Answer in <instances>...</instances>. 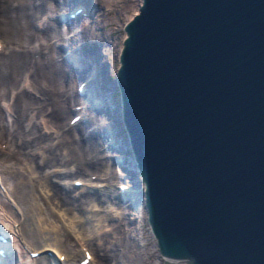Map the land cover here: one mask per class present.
Returning <instances> with one entry per match:
<instances>
[{"label": "water", "instance_id": "95a60500", "mask_svg": "<svg viewBox=\"0 0 264 264\" xmlns=\"http://www.w3.org/2000/svg\"><path fill=\"white\" fill-rule=\"evenodd\" d=\"M141 1L114 138L136 157L159 248L264 264V0Z\"/></svg>", "mask_w": 264, "mask_h": 264}, {"label": "bare ground", "instance_id": "6f19581e", "mask_svg": "<svg viewBox=\"0 0 264 264\" xmlns=\"http://www.w3.org/2000/svg\"><path fill=\"white\" fill-rule=\"evenodd\" d=\"M118 1L120 2V0H0V37L7 47L9 45L8 51H0V139L9 141L14 146V150H12L14 152L10 156L18 165L20 163L23 164V162L26 164L27 162L29 164L28 169L31 168L32 171H38L37 173L51 168L50 171L47 170L45 172L46 174L44 173L40 176V179L46 183L45 186L50 191L52 203L55 201V205L59 206L58 208L61 209L62 213L68 215L66 216L68 220L66 224L69 223V226L75 228L72 231L76 230L78 232L79 240H81H78V242L83 241L86 248L88 246L87 249H90L92 256L87 264L93 263L92 261L94 260L96 264H112L111 261L113 259L118 261L121 253L119 251L121 243L117 241L118 238L115 243L114 239L105 238L107 234L104 231H100V226H97L98 228L96 227L97 229L94 230L100 232H93L94 234L92 235L96 236L95 240H93L95 244L93 243V246L90 245L91 242L86 236L88 234L86 230L90 229L94 220L89 221L88 219L86 221V219L83 221L81 210H83L86 201L91 195L85 192L77 195L72 193V189L79 188L83 184L81 186L74 184L73 187H70L66 183L64 185L51 182L49 180L51 177H59L60 180L62 178L79 179L83 182L85 175L87 176L88 174L90 176L89 173H86L87 169L89 171L96 168L97 171H102V168L99 169V167H103L104 164L109 162L108 159H111L114 167L112 169L109 168L111 170L110 173L106 172V170L105 173H108V179L114 178L117 176L116 170L118 169L119 173L122 174L120 175L122 180L119 182V179H117L118 182L116 184H124L125 190H121L119 185L117 187L118 190L105 195L106 198L99 194L102 197L100 200H103L102 203H104L106 208L111 207L113 204L121 203V208L125 209V211L129 210L131 212L129 216H133V221H131L132 219L126 215L127 218L129 217L127 220L130 222L129 225L133 226L134 222L138 223L139 218H142L143 215L147 220H150L145 200V182L142 181L141 173L136 167V162H134L136 157H134L131 149H127L128 147L125 146L127 144L122 143L124 140L120 136L117 139L114 138L115 133L120 134V130L114 129L115 133L112 135L113 132L105 129L104 126L107 121H110L113 127L115 124H122V100L115 96V90L118 87L117 78L114 79L112 87L103 83L104 72L107 70L106 61L109 59L104 54L109 52L107 50L112 47L110 40L104 37L101 32H93L91 28L93 26H102L104 28L107 21H104L103 16L111 12V6L117 5L116 2ZM141 2L140 0L137 3L134 14L138 12ZM77 6H86L90 12L95 10L96 17L87 20L84 14H79L78 17L69 19L64 18V15L59 16L63 12H68L69 9L77 8ZM48 10L58 12V16L49 14V18L39 27L36 24L38 18ZM98 16H100L99 19ZM71 31L74 32L71 38L64 36V33ZM125 34L126 32L123 37ZM42 38H45L43 42ZM37 41V45L32 44L31 46L32 42ZM64 48L71 49L72 53L65 52ZM102 48L106 49L102 52ZM75 57L77 59L75 61L79 66L74 61ZM89 75H92L93 80L90 82L86 81L85 89L92 94L93 98L91 99V95H89L85 102H89L90 105L87 106V109L93 115L89 118L80 116L79 120L72 124L69 119L74 117V114L82 111L76 110L74 104L84 100L83 94L78 91L75 92L73 87L74 85L75 87L76 85L78 86L75 83L85 80ZM24 81H28L27 87L24 86V83V85L22 84ZM21 84L23 85L22 87ZM9 96L12 97V103L9 101L10 104L5 106L2 101ZM97 99L101 104L92 109L91 104ZM109 110L111 114H109ZM68 115H71L68 119L69 122L63 121L64 117ZM57 129L61 132L56 133L55 130ZM108 135L109 137L111 135V140L114 141L113 144H107ZM118 139L119 141L122 139L120 144H116ZM121 155H123L122 158L120 157L122 163H126V159L130 160L128 157L132 158L131 162H129L130 165L125 166V164H122L121 166L115 162L114 157ZM59 165L63 168L69 165L73 167H69L70 170H66L67 167L64 170H53L52 167ZM0 167V235L3 236V239H6H0V247L4 249L5 254L1 255L0 264H73L83 259L82 255L85 254L82 248L83 244H81L82 247L79 249L82 251V255H79V259L76 260L74 255L77 252L74 249L72 250V247L60 243L61 240L56 237L59 235L58 232L61 231V227L63 226L64 228L63 221L58 217L59 215L51 210V216H46V213L43 214L42 206L36 204L37 202L34 203L33 207L34 210H37L38 214L36 216L38 217L36 219L33 217L35 219L34 225L30 227L34 235L32 232H26L27 226L25 227V223L29 221L27 219L29 208L23 203H26L24 200L31 193L25 192L26 195L22 194V187L20 188L22 179H19L26 178L21 177L23 175L20 174L22 171L20 173L15 172L16 170H13V166L10 164L7 165L0 161ZM93 173L94 171L90 174ZM8 176H10L9 180L12 179V183H10L11 181L9 182ZM31 176H29V179H31ZM25 181L27 183L28 179ZM22 183L24 184L25 182ZM10 197L15 199L12 204L5 201ZM43 198L45 197L43 196ZM40 202L43 201L40 200ZM89 202L93 203V201ZM30 203L33 202L30 201ZM12 205H16L18 210L13 209ZM88 205L90 204L88 203ZM94 206L99 207L98 201L94 203ZM61 211H59V214ZM104 213L106 212H103L102 215L95 213L98 215L100 223L106 218ZM129 219L131 220L129 221ZM55 220L57 221L56 223H54ZM16 221L21 224H16ZM106 224L103 222L100 225L103 227ZM149 224H151L150 221ZM140 226V224H136V226L132 227V230L137 234H141V230L139 232ZM150 229L154 234L152 224ZM50 231H53L56 236L51 238L47 235V232ZM37 233L38 238L35 236ZM154 236L157 238L156 234ZM97 241L100 242L98 243ZM34 250L38 251L39 254H45L44 258L49 261H43L37 255L31 256V252ZM159 251L161 252V249ZM62 254L64 259L61 258ZM160 256L165 264H189L186 260L188 257H174L163 252H161Z\"/></svg>", "mask_w": 264, "mask_h": 264}, {"label": "rangeland", "instance_id": "374dc122", "mask_svg": "<svg viewBox=\"0 0 264 264\" xmlns=\"http://www.w3.org/2000/svg\"><path fill=\"white\" fill-rule=\"evenodd\" d=\"M138 2H140V0H127V1H125V0H120V2L118 1V2H116V4L117 5H113V6H111V12H109V13H107L105 16H103V19H104V21H107L106 23V25H104V28L102 27V26H93V28H91V30L93 31V32H101V34H103V36L104 37H106V38H108L109 40H110V45L112 46V47H110V49L109 50H107V51H109V52H106V54H104L106 57H108L109 59H107V63H106V68H107V70L104 72V76H103V78H104V81H103V83L105 84H108L109 86H111L112 87V84L114 83L113 81H114V79L115 78H117V76H116V70H117V66L119 65V63H120V61H119V54H120V50H121V46H122V44H123V39H124V37H123V34L125 33L124 32V27H123V23H126L127 22V20H129L130 18H132V15L134 14V10L136 9V5H137V3ZM128 3V4H127ZM130 4V5H129ZM131 6H133V7H131ZM113 7V8H112ZM88 8H90V7H88ZM130 8V9H129ZM128 9V10H127ZM92 10H93V8H92ZM95 12V10L93 11V13L92 14H88V15H85L86 17H85V19H91V18H93V17H96V13H94ZM102 12H103V10H102ZM101 12V13H102ZM55 13V14H54ZM65 13H67V12H65ZM49 14H51V15H56V16H58V12H54V11H46V12H44L43 14H41L40 16V18H38V20H37V25H39V27H40V25L41 24H43L44 23V21H46L48 18H49ZM68 14V13H67ZM90 16V17H89ZM113 16V17H112ZM100 18V16H98V19ZM110 22V23H109ZM95 27V28H94ZM111 32V33H110ZM74 32L73 31H71V32H67L66 34L64 33V36L66 37V36H69L70 34H73ZM109 34V35H108ZM74 35V34H73ZM115 36V37H114ZM49 37V36H48ZM111 37V38H110ZM117 37V38H116ZM0 39H2L1 37H0ZM119 39V40H118ZM42 40V42L45 40V38H42L41 39ZM52 40V39H51ZM112 40H113V42H112ZM53 41V40H52ZM120 41V42H119ZM1 42L4 44L3 45V48H2V50L1 51H8V49H9V45H8V47H7V45L5 44V42L3 41V39L1 40ZM37 43H38V41L37 42H32L31 43V46H32V44H34V45H37ZM6 48V49H5ZM103 50H102V52L106 49V48H102ZM64 51H65V48L63 49ZM79 50V49H78ZM80 52H82V51H80ZM81 54V53H80ZM104 56V57H105ZM108 75V76H107ZM25 85H24V84ZM78 83H80V81H78L77 83H75V84H78ZM22 84L25 86V87H27V85H28V81H24V82H22ZM21 84V87L23 86ZM107 85V86H108ZM73 86V85H72ZM117 86H118V84H117ZM76 87H77V85H76ZM76 87H75V85H74V87H73V89H74V91L76 92L77 90H76ZM116 92H115V96L116 97H119V99H121V96H120V91H119V86L116 88V90H115ZM12 101V97H8L7 99H6V97H5V99L2 101V103L5 105V106H7V105H9L10 104V102ZM79 101V100H78ZM82 101L80 100V103H81ZM12 103V102H11ZM79 103H77V104H74V106H76V105H78ZM90 110L89 109H85V111H83L82 112V114H83V117L85 116H87L86 118H89V117H91L93 114L91 113V112H89ZM87 113V114H86ZM91 114V115H90ZM69 116H71V115H68L67 117H64V120L63 121H67V122H69ZM65 123V122H64ZM102 123V122H101ZM45 130V129H44ZM50 131V130H49ZM60 130L59 129H57V130H55V132L56 133H60L59 132ZM56 133H54V135H56ZM52 139V138H51ZM0 143H1V145H0V161L2 162V163H4V164H10V165H12L13 167H12V169L13 170H16L15 172H21L20 174H23V175H21V177H24V178H26V179H28V182L26 183V179H23V178H19L20 180H21V182H20V188H21V191H22V194H24V195H26V193H28L29 192V194L30 195H27L28 197L24 200V202L26 201V203H23V205L25 204V206L27 205L28 206V208H29V214L27 215V219L31 222H29V221H26V223H28V225H26V223H25V227L27 226V228H26V232H32L31 231V228L30 227H32L33 225H34V221H35V219L38 217V216H36L37 214H38V212H37V210H34V207H33V205H34V203H36V204H38V205H40V206H42V211H43V214L44 213H46L45 215L46 216H51L50 214V212H51V210H53V211H55L56 212V214H58L59 216V219H61V221H63V225H64V228H63V226L61 227V231H62V235H61V231H59L58 233H59V235H57L56 236V234H54V232L52 231H50V232H47V235H49L51 238L52 237H54V236H56L58 239H60L61 240V242L60 243H64L66 246H69V247H72V250L74 249V251L75 252H77L76 253V255H74V258L77 260V259H79V255H82V251L81 250H79L81 247H82V245L81 244H83V246H85V244L83 243V241L82 242H78V240H79V237H78V235L79 234H77L78 232L75 230H73L72 231V229H75V228H73V227H71V226H69V223H67L66 224V222L68 221L67 220V218H66V216H68L67 214H63L62 213V211H61V209H59L58 207V205H55L56 204V202L54 201V203H52L53 201L50 199L51 198V196H50V191H48L47 190V187L45 186V182H43L42 181V179H40L41 177L40 176H42L47 170L48 171H50V169H47V170H45V171H43V172H41V173H37L38 171H32V169L30 168V169H28L29 168V164H27V162H26V164H27V166H26V164L23 162V164L22 163H20L19 165L17 164V162L10 156L14 151H12V150H14V146H12L11 144H10V142L9 141H4V139H0ZM102 142V141H101ZM3 144V145H2ZM101 144V143H100ZM11 145V146H10ZM9 147V148H8ZM10 149V150H9ZM2 150V151H1ZM9 152V153H8ZM2 153V154H1ZM7 154V155H6ZM9 156V157H8ZM5 157V158H4ZM9 158V159H8ZM3 160V161H2ZM15 161V162H14ZM108 161L109 162H107L106 164H104V166L103 167H99V169L100 168H102L101 170L102 171H97L96 170V168H94V169H90L89 171H88V169L86 170V173H89V175H90V173L91 172H93L94 171V175L97 173V176L98 177H95V178H92V177H90V176H88V174H87V176L85 175V178H84V181L82 182L83 183V186H81V187H79V188H74V189H72V193H74V194H81V193H83V192H85L86 194L88 193V194H90L91 196L89 197V199H88V201H86V203H85V206H84V208H83V210H81V214H82V217H83V221H85L86 219V221H88V219H89V221H92V220H94V221H92V224H91V226H90V229L89 230H86V232L88 233L86 236H88V238H89V240H90V242H91V244L90 245H94L95 244V241H93V240H95L94 238L96 237L95 235H92V234H94V233H96V232H100V231H104L105 232V234H107L106 236H105V238L106 237H110L109 239L111 240H113L114 241V243H115V240L118 238V242L120 241V243H121V245L119 246L120 247V250L119 251H121V253H120V255H119V258H118V261H117V259H113L111 262H112V264H165L164 262H163V260H162V257L160 256L161 255V252L159 251L160 250V248H159V246H158V243H157V238H155V236H154V234L152 233V230L150 229V226H151V224H149V221L150 220H147L146 218H145V216L143 215L142 216V218L140 217L139 218V222L138 223H135L134 222V224H133V226L135 225L136 226V224H140L141 226H140V228H139V232H140V230H141V234H137L134 230H132L133 228V226L130 224L129 225V223L130 222H128L127 220H128V218L130 217L131 219H129V221L131 220V221H133V216H129V213H131V212H129V210L128 211H125V209H122L121 208V206H120V204L121 203H118L117 205H118V208H117V205L116 204H113L110 208L108 207V208H106L105 207V205H104V203H102L103 202V200L101 201L100 199H102V197H105L106 198V196L105 195H109V194H111L112 192H116L118 189H117V187L120 185V184H116V182H121L120 180H122V178L120 177V175H122V174H120L119 173V171H118V169L116 170V174H117V176H115L114 178H110V179H108L109 178V175H108V173H110V169H112V167H114V165H112V160L111 159H108ZM11 162V163H10ZM14 164V165H13ZM15 164H17V165H15ZM108 164V165H107ZM17 166V167H16ZM109 166H111V167H109ZM19 167V168H18ZM25 167V168H24ZM67 167V168H66ZM69 167H71V165H69V166H65V168H66V170H70L69 169ZM73 167V166H72ZM71 167V168H72ZM106 167V168H105ZM1 168V167H0ZM18 168V169H17ZM28 170H27V169ZM53 168V170H64L65 168H63V167H61L60 165L59 166H55V167H52ZM110 168V169H109ZM25 172H24V171ZM104 170V171H103ZM105 170H106V172H108V173H105ZM108 170V171H107ZM29 171H30V173H29ZM25 174H24V173ZM101 172V173H100ZM118 172V173H117ZM37 173V174H36ZM27 174H29V175H27ZM46 174V173H45ZM25 175V176H24ZM32 175V176H31ZM29 176H31V179H29L30 177ZM81 176V175H80ZM9 177L10 176H8V180H9ZM35 177V178H34ZM90 177V178H89ZM39 178V179H38ZM56 178H57V180H56ZM83 178V177H82ZM52 179V180H51ZM51 179H49L51 182H57V183H59V184H64V185H68V186H72L73 187V185H74V183H72V181H73V179L71 178V179H69V178H62L61 180H60V178L59 177H51ZM117 179H119L118 181H117ZM24 180V181H23ZM36 182H35V181ZM39 180V181H38ZM11 181V182H10ZM33 181V182H32ZM41 181V182H40ZM63 181V182H62ZM9 182L10 183H12L13 181H12V179H10L9 180ZM22 182H25L24 184L22 183ZM61 182V183H60ZM42 183H43V185H42ZM66 183V184H65ZM22 184V185H21ZM35 185V186H34ZM36 185H37V187H36ZM91 185L92 186H95V188L96 187H98L97 189H90L89 187H91ZM86 186H88V187H86ZM102 186V187H101ZM35 189H34V188ZM32 188V190L30 191V189ZM42 188V189H41ZM46 188V189H45ZM26 190H28V191H26ZM37 190V191H36ZM36 191V192H35ZM41 193H40V192ZM78 191V192H77ZM26 192V193H25ZM33 192V193H32ZM46 192V193H45ZM48 192V193H47ZM43 193H45L44 195H42ZM15 194V193H14ZM36 194V195H35ZM102 196H100V195ZM34 195H35V197H34ZM39 195V196H38ZM49 195V196H48ZM16 196V195H15ZM43 196L45 197V198H43ZM46 197H48V198H46ZM88 197V196H87ZM16 198L19 200V198L16 196ZM30 200H29V199ZM32 199H34V200H32ZM38 199V200H37ZM45 199V200H44ZM49 199V200H48ZM93 199V200H92ZM15 199H13V197H10L9 199H7V200H5V201H7L9 204L11 203H13V201H14ZM29 200V201H28ZM40 200L41 201H43V202H40ZM33 202V203H30L29 204V202ZM38 201H39V203H38ZM89 201H93V203H90ZM97 201H98V203H99V207H97V206H94V203H97ZM46 202V203H45ZM44 203V204H43ZM88 203L90 204V205H88ZM50 204V205H49ZM54 204V205H53ZM32 205V206H31ZM48 205V206H47ZM92 205V206H91ZM116 205V206H115ZM33 207V208H32ZM45 207V208H44ZM88 207V208H87ZM103 207H105V208H103ZM113 207V208H112ZM12 208L13 209H15V210H18L17 209V206L16 205H12ZM30 208H32V209H30ZM95 208V209H94ZM49 209V210H48ZM94 209V210H93ZM101 209V210H100ZM116 209V210H115ZM75 210V209H74ZM74 210H73V212H74ZM91 210V211H90ZM98 210V211H97ZM45 211V212H44ZM47 211V212H46ZM59 211H61L60 212V214H59ZM125 211V212H124ZM93 212H94V214H93ZM103 212H106V213H104L105 214V216H106V218H105V220L103 221L104 222V224L105 223H107L105 226H103V227H105V228H103V227H101V223L103 224V222H101L100 223V221L98 220V215H96V214H100V215H102L103 214ZM31 213V214H30ZM36 213V214H35ZM87 213V214H86ZM96 213V214H95ZM34 214V215H33ZM61 215V216H60ZM96 215V216H95ZM99 215V216H100ZM123 215H124V217H123ZM129 216L128 218H127V216ZM122 216V217H121ZM126 216V217H125ZM33 217L35 218V219H33ZM58 217H57V219H58ZM108 217V218H107ZM32 218V219H31ZM127 218V219H126ZM126 219V220H125ZM33 220V221H32ZM66 220V221H65ZM109 220V221H108ZM143 220V221H142ZM99 221V222H98ZM119 221V222H118ZM121 221V222H120ZM57 221L55 220L54 221V223H56ZM112 222V223H111ZM17 223H19L18 221H16V224ZM95 223V224H94ZM97 223V224H96ZM115 223H116V225H115ZM19 224H21V223H19ZM62 224V223H61ZM119 224V225H118ZM66 225H68V226H66ZM109 225V226H108ZM118 225V226H117ZM94 226V227H93ZM97 226H100V231H96V230H94V229H97L98 227ZM115 226V227H114ZM77 227V226H76ZM97 227V228H96ZM114 227V228H113ZM121 227V228H120ZM67 228V229H66ZM78 228V227H77ZM118 229H121V230H118ZM71 230V231H70ZM92 230V231H91ZM94 231H96V232H94ZM66 232V233H65ZM71 232V233H70ZM73 232V233H72ZM94 232V233H93ZM33 233V235H34V232H32ZM43 233V232H42ZM91 233V234H90ZM112 234V235H111ZM41 235V234H40ZM68 235V236H67ZM35 236L38 238V233L37 234H35ZM63 238V239H62ZM71 238H72V240H71ZM78 238V239H77ZM64 239H65V241H64ZM97 239V238H96ZM125 240V241H124ZM132 240V241H131ZM22 241V240H21ZM67 241H68V243H67ZM79 241H81V240H79ZM101 241V240H100ZM100 241H97L98 243L100 242ZM66 242V243H65ZM75 242H76V244H75ZM125 242V243H124ZM94 243V244H93ZM134 243V244H133ZM79 244V245H78ZM73 245V246H72ZM130 246V247H129ZM132 246V247H131ZM133 246H135V247H133ZM75 247H76V249H75ZM86 247V246H85ZM87 248H88V246H87ZM86 248V249H87ZM127 248H128V250H127ZM131 250H130V249ZM135 248V249H134ZM135 251H134V250ZM127 251V252H126ZM129 251H130V253H129ZM134 251V252H133ZM81 253V254H80ZM137 253V254H136ZM124 254H125V256H124ZM140 255V256H139ZM38 256V258L39 259H41V260H43V261H45V260H47V261H49L48 259H46V258H44L45 257V254L43 255L42 253L41 254H39V255H37ZM122 257V258H121ZM73 258V259H74ZM93 263H91V264H96V262H95V260L94 261H92ZM119 262V263H118Z\"/></svg>", "mask_w": 264, "mask_h": 264}]
</instances>
